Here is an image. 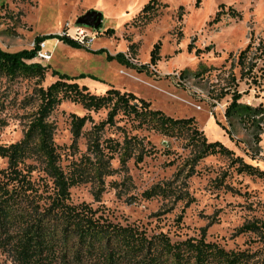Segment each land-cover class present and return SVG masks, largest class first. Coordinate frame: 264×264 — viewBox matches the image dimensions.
Segmentation results:
<instances>
[{
  "label": "rangeland",
  "instance_id": "obj_1",
  "mask_svg": "<svg viewBox=\"0 0 264 264\" xmlns=\"http://www.w3.org/2000/svg\"><path fill=\"white\" fill-rule=\"evenodd\" d=\"M149 1L0 0V49L6 52L31 50L36 37L62 35L80 27L96 38L90 50L105 51L92 54L49 38L45 42L52 58L48 65L42 66L47 69L43 81L1 78L0 144L9 145L22 139L38 106L37 90L56 81L51 74L55 71L75 78L92 94L102 95L109 88H115L135 94L150 102L153 109L173 118L193 117L208 141L223 143L246 163L264 171V120L261 142L255 146L249 127L236 119L228 122L224 117L234 92L241 95L242 104L264 105V0H159L168 6L160 8L152 17L149 13L139 15ZM219 5L233 8L241 18L223 16L219 23L211 24ZM89 11L101 14L99 28L76 23ZM250 42L252 50L246 63L253 67L246 73L238 62V55ZM156 44H159L160 60L152 65L150 55ZM189 44H192L191 51H188ZM206 48L210 51L195 55L196 49ZM119 53L126 54L135 68L107 59V54ZM143 65L148 66L139 69ZM107 112L104 109L88 112L80 105L64 101L51 113L49 122L54 127L53 140L64 173H69L72 165L86 154V135L92 126L87 123L76 146L71 147L70 116L88 115L97 124L105 120ZM118 125L143 137L154 153L138 165L130 160L126 170L121 169L115 158L111 162L113 175L104 179L100 202L93 199L96 185L87 182L70 189L73 204L84 202L93 208L100 207L114 222L135 223L149 235L163 232L172 241L198 238L200 230L212 222L206 232L208 242H215L225 250H261L262 243L254 234L235 237L233 233L247 220L264 222V180L237 174L229 160L218 155L202 159L195 166L194 174L185 178L189 169L184 162L193 156L186 137L169 138L148 130L131 131L126 121ZM222 127L229 130L232 139ZM102 138L121 140L122 133L108 128ZM252 153L258 159L251 160ZM26 163L35 167L32 180L51 186L42 164L33 160ZM6 166L7 161L0 159V169ZM172 180H176L177 192L186 183L192 198L188 205L186 200L142 197L153 185ZM179 215H182L181 221L177 220ZM0 264L14 262L0 250Z\"/></svg>",
  "mask_w": 264,
  "mask_h": 264
},
{
  "label": "trees",
  "instance_id": "obj_2",
  "mask_svg": "<svg viewBox=\"0 0 264 264\" xmlns=\"http://www.w3.org/2000/svg\"><path fill=\"white\" fill-rule=\"evenodd\" d=\"M167 6L159 0H150L139 15L149 13L152 17L160 8ZM179 11H183L182 7ZM223 16L241 18V14L233 8L226 9L224 5H219L210 23H219ZM49 38H56L71 48L85 49L92 54L105 52L92 51L67 36L36 37L31 50L6 52L0 49V79L23 77L43 81L46 67L27 61L35 57L39 43ZM132 48L133 44L129 50ZM191 49L192 44H189L188 51ZM251 50L252 42L238 55V62L246 73L253 67L246 63ZM209 51L210 48L196 49L195 55ZM158 52L159 44H156L150 55V64L155 65L160 60ZM107 59L135 68L126 54H107ZM147 66H140L139 69ZM51 74L57 79L46 88H38V106L22 139L9 145L0 144V159L7 161L6 168L0 169V250L8 254L14 264H264V222L258 219L245 221L234 230L233 235L254 234L262 243L261 250L235 251L225 250L217 243L206 240L207 228L212 222L200 230L198 238L172 241L163 232L149 235L135 223L114 222L100 207L93 208L84 202L73 204L70 189L87 182L96 185L93 199L96 203L100 202L104 179L113 175L111 162L115 158L121 169L126 170L130 160L138 165L154 153L149 142L145 143L143 137L127 132L125 126L118 125L119 122L130 123L131 131L148 130L169 138L186 137L193 149V156L184 162L189 169L185 178L194 174L195 166L202 159L217 155L227 158L237 174L264 180V171L246 163L223 143L208 141L203 131L197 128L193 117L173 118L153 109L150 102L135 94L115 88H109L102 95L92 94L73 77L55 71H51ZM240 99V94H232L224 117L228 122L236 119L249 127L253 143L258 146L263 132L264 105L251 107L242 104ZM64 101L80 105L88 112L108 110L105 120L97 124L88 115L70 116L71 147L76 146L86 124L92 126L86 135V154L72 165L67 174L59 165L60 156L53 140L54 127L49 122L51 113ZM108 128L121 131V140L102 138L104 130ZM222 130L232 139L229 130L223 127ZM250 158L258 159L256 153H252ZM28 160L42 164L51 186L32 180L35 167L27 164ZM175 181L153 185L143 192L142 197L146 200L157 197L186 200L185 205H188L192 198L187 193L186 183L183 182L177 192ZM181 219L182 215H179L177 220Z\"/></svg>",
  "mask_w": 264,
  "mask_h": 264
},
{
  "label": "built area",
  "instance_id": "obj_3",
  "mask_svg": "<svg viewBox=\"0 0 264 264\" xmlns=\"http://www.w3.org/2000/svg\"><path fill=\"white\" fill-rule=\"evenodd\" d=\"M58 36H67L68 38L78 42L85 48H89L92 43L95 41V37L86 33L84 29L76 28L75 30H68L62 35ZM52 58V53L47 50L46 42L42 41L39 43V49L36 52L35 57L32 59L31 63H37L41 66H46L49 64Z\"/></svg>",
  "mask_w": 264,
  "mask_h": 264
},
{
  "label": "water",
  "instance_id": "obj_4",
  "mask_svg": "<svg viewBox=\"0 0 264 264\" xmlns=\"http://www.w3.org/2000/svg\"><path fill=\"white\" fill-rule=\"evenodd\" d=\"M81 26L97 29L101 25V14L95 11L86 12L76 20Z\"/></svg>",
  "mask_w": 264,
  "mask_h": 264
},
{
  "label": "bare ground",
  "instance_id": "obj_5",
  "mask_svg": "<svg viewBox=\"0 0 264 264\" xmlns=\"http://www.w3.org/2000/svg\"><path fill=\"white\" fill-rule=\"evenodd\" d=\"M59 44V43H58Z\"/></svg>",
  "mask_w": 264,
  "mask_h": 264
},
{
  "label": "crops",
  "instance_id": "obj_6",
  "mask_svg": "<svg viewBox=\"0 0 264 264\" xmlns=\"http://www.w3.org/2000/svg\"><path fill=\"white\" fill-rule=\"evenodd\" d=\"M165 4V3H164Z\"/></svg>",
  "mask_w": 264,
  "mask_h": 264
}]
</instances>
